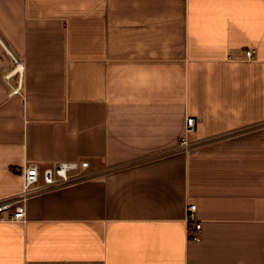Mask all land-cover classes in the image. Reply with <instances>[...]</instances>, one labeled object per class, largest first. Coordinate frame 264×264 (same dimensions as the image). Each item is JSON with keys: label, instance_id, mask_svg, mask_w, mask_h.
<instances>
[{"label": "crops", "instance_id": "crops-1", "mask_svg": "<svg viewBox=\"0 0 264 264\" xmlns=\"http://www.w3.org/2000/svg\"><path fill=\"white\" fill-rule=\"evenodd\" d=\"M83 161L0 264H264V0H0V200Z\"/></svg>", "mask_w": 264, "mask_h": 264}, {"label": "built area", "instance_id": "built-area-1", "mask_svg": "<svg viewBox=\"0 0 264 264\" xmlns=\"http://www.w3.org/2000/svg\"><path fill=\"white\" fill-rule=\"evenodd\" d=\"M253 52H247V58L253 57ZM18 65V61L14 59ZM21 83L14 89L13 94H21ZM197 119L188 117L185 125V134L180 138L179 148L189 151L192 144L189 141V135L194 133L197 126ZM90 163L83 162H65L57 163L43 169L37 163L28 164L23 170V190L14 197L0 200V222H18L23 223L27 219L28 201L42 194L43 192L63 188L90 178L88 170ZM198 207L196 204L187 206V221L190 224V235L195 239L200 238L202 233V224L197 218Z\"/></svg>", "mask_w": 264, "mask_h": 264}]
</instances>
